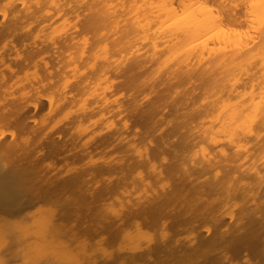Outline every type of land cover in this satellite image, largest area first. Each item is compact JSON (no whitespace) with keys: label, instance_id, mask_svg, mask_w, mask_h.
Segmentation results:
<instances>
[{"label":"bare ground","instance_id":"obj_1","mask_svg":"<svg viewBox=\"0 0 264 264\" xmlns=\"http://www.w3.org/2000/svg\"><path fill=\"white\" fill-rule=\"evenodd\" d=\"M0 264H264V0H0Z\"/></svg>","mask_w":264,"mask_h":264},{"label":"rangeland","instance_id":"obj_2","mask_svg":"<svg viewBox=\"0 0 264 264\" xmlns=\"http://www.w3.org/2000/svg\"><path fill=\"white\" fill-rule=\"evenodd\" d=\"M55 50H56V51H55ZM60 51H61L60 49L56 48V49H52L50 52H48V54H47V53H46V54L49 56V55H50L49 53L52 52L51 55L53 56V53H54V52H55V53H56V52L59 53ZM57 53H56V55L54 54V55H55V56H53L54 58L52 57L53 60L55 59L54 61H56V57L58 56ZM46 54H45V55H46ZM59 54H60V53H59ZM47 55H46V57H47ZM47 58H49L50 61L52 60L51 56H49V57H47ZM57 58H58V57H57ZM53 60H52V61H53ZM57 60H58V59H57ZM52 61H51V62H52ZM54 61H53V62H54ZM121 94H122V93H120V95H119V93H118V96L121 97ZM154 95H155V94L151 95V97L154 96ZM124 96H125V95H124ZM124 96H122L121 98L124 99V98H123ZM151 97H150V98H151ZM125 98H126V96H125ZM114 110H115V109H114ZM112 112H113V111H112ZM112 112H111V113H112ZM116 118L118 119V116H116ZM77 161H78V160H77ZM57 164H58V163H57ZM59 164H60V165H57V167H61V166L63 167V166H64V165H62L63 162H62V164H61V163H59ZM74 164H76V162H73V165H74ZM55 166H56V165H55Z\"/></svg>","mask_w":264,"mask_h":264}]
</instances>
